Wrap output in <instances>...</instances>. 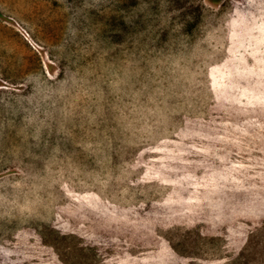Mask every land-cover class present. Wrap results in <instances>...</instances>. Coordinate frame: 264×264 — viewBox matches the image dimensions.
Wrapping results in <instances>:
<instances>
[{
  "label": "rangeland",
  "instance_id": "rangeland-1",
  "mask_svg": "<svg viewBox=\"0 0 264 264\" xmlns=\"http://www.w3.org/2000/svg\"><path fill=\"white\" fill-rule=\"evenodd\" d=\"M0 264H264V0H0Z\"/></svg>",
  "mask_w": 264,
  "mask_h": 264
},
{
  "label": "built area",
  "instance_id": "built-area-1",
  "mask_svg": "<svg viewBox=\"0 0 264 264\" xmlns=\"http://www.w3.org/2000/svg\"><path fill=\"white\" fill-rule=\"evenodd\" d=\"M19 28V32H20V34L22 35V37L26 40V41H30L31 39H30V36L28 35V33L24 30V29H22V28H20V27H18Z\"/></svg>",
  "mask_w": 264,
  "mask_h": 264
}]
</instances>
